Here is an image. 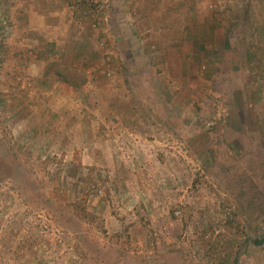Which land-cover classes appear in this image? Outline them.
Segmentation results:
<instances>
[{"label":"rangeland","instance_id":"374dc122","mask_svg":"<svg viewBox=\"0 0 264 264\" xmlns=\"http://www.w3.org/2000/svg\"><path fill=\"white\" fill-rule=\"evenodd\" d=\"M0 264H264V0H0Z\"/></svg>","mask_w":264,"mask_h":264},{"label":"crops","instance_id":"0c3cea01","mask_svg":"<svg viewBox=\"0 0 264 264\" xmlns=\"http://www.w3.org/2000/svg\"><path fill=\"white\" fill-rule=\"evenodd\" d=\"M49 2H50V1H48V3H47V4H48V6H49V4L51 3V2H50V3H49ZM47 8H48V7H47Z\"/></svg>","mask_w":264,"mask_h":264}]
</instances>
